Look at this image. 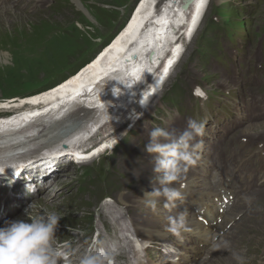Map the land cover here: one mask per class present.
Instances as JSON below:
<instances>
[{"label":"rangeland","instance_id":"obj_1","mask_svg":"<svg viewBox=\"0 0 264 264\" xmlns=\"http://www.w3.org/2000/svg\"><path fill=\"white\" fill-rule=\"evenodd\" d=\"M137 1L79 0L86 8V11H83L71 0H56V2L46 0L42 6V9H45L42 11L44 13H27L19 5H13L15 8L12 12L0 19V102L9 104L0 107V115L5 116L10 112V115L20 113L21 109L14 106L17 103L21 104L20 98L51 88L59 80L71 74L81 63L88 61L125 23ZM154 1L161 5L166 0ZM214 22L223 23L230 31H248L250 36L246 41L242 39V42H239L241 36L230 38V36L225 37L224 33L218 37L212 30L211 34L209 31L206 32V28ZM182 25L183 29L176 33L183 43L182 46H177L181 48L179 60L169 66L168 76L152 96L147 106L150 108L148 115L139 119L134 125L127 122L122 126V133L117 135L120 140L118 147L112 152L105 149L79 167L70 165L63 166L61 171L57 169L55 173L58 176L54 180L53 176L48 178L53 183L46 182L39 194L33 196L31 200H27L28 196L23 198L20 195V188L14 200L9 199L8 193L0 197V227L5 223L1 224L3 215L5 221H27L29 217L56 213L61 219L54 236L58 242L66 240L71 242L68 249L72 254L71 260L81 263L90 255V245L95 243L101 246L92 255L101 251L105 253L102 246L111 243L115 226L119 223L112 221L115 212L109 213L107 208L116 205L118 196H124L122 200L126 201L133 198L134 207L131 208L133 212L130 214L131 217L129 216L132 218V213L140 212L137 205L140 200L133 196L136 187H145L146 184L159 186L157 174L153 172L154 155L146 153L143 148L149 141V132L154 127L184 130L190 119H200L205 105L209 99L211 100L210 96L220 93L221 89H231L232 81L233 84L254 82L252 89L262 88L264 0H210L189 35L184 30L185 23ZM221 38L231 41L230 44L226 41V47L229 49L224 53L217 51L215 43L216 39L219 41ZM208 53L215 55L202 62L198 54ZM230 80L231 83L228 84ZM178 84L186 90L184 100L174 106L167 102L165 107H160L161 99L167 91ZM196 87L202 89L206 98L199 102L198 107L191 96ZM12 99L16 100V104L12 105L9 102ZM113 125L116 123L106 122L100 130V136L110 137L109 133L112 132ZM245 128L252 129L251 134H245L246 132L243 131ZM241 136L263 141L264 121L246 124L241 129H234L225 134L229 141ZM29 152L30 150H26L21 152L23 153L21 155L13 154L11 158L0 160V166L6 165L3 167L6 169L2 170L4 173L0 174V191L4 193L6 191L5 184L8 182L6 178L12 176L9 169L14 166L11 165L13 161L21 163L35 156L30 152L32 154L28 155L29 157L19 159L25 154H30ZM62 160L68 159L62 157ZM84 167L89 175L81 174ZM184 177L183 174L182 179L175 182V188H182L179 183L185 179ZM17 185L20 184L13 186ZM107 197L111 201L107 200ZM260 204L264 209V195L260 197L254 208L256 209ZM147 206L148 203L144 209H147ZM258 214V210H255L252 221L256 220ZM106 215L109 216V220ZM119 220L121 221L122 217ZM239 221L246 222L244 217L238 216L232 224ZM252 221L251 223L256 224ZM126 223L128 224V221ZM230 226L231 224L226 229ZM249 234V237H243L244 243L238 245V250L247 252L244 247L248 246L250 256L243 258V264H259L264 254L261 244L264 243V223L259 224L256 229H250ZM96 235L98 241H95ZM134 248L137 251L141 250V245L136 244ZM162 251L163 249H160L156 252L159 256L161 254L162 258H166ZM224 251L232 257L231 250L224 249ZM138 252V259H147L144 257V252ZM132 255L130 248L127 256L130 258ZM61 256L64 257L63 254ZM149 257L152 258L151 261L157 259V255L155 259L152 255ZM174 258L172 255L168 262L176 263ZM215 258L209 264H214ZM119 263L134 264L131 259L121 260Z\"/></svg>","mask_w":264,"mask_h":264},{"label":"bare ground","instance_id":"obj_2","mask_svg":"<svg viewBox=\"0 0 264 264\" xmlns=\"http://www.w3.org/2000/svg\"><path fill=\"white\" fill-rule=\"evenodd\" d=\"M72 1L78 8L86 11L85 6L79 0ZM185 1H189L190 6L186 11H183L181 7ZM209 1L168 0L162 8L159 7L157 9V11L159 10L157 12L152 7L154 0H139L132 17L116 34L111 43L103 48L95 59L86 64L80 71L68 76V78L49 89L20 98L21 104L17 103L19 105L16 104L15 99L10 100L9 102L12 105L16 104L14 106L21 109V112L15 115L0 116V138L18 133V139L25 140L11 155L19 154L26 150H30V152L36 155L44 149L61 151L59 155H62L63 152L74 149L71 145L75 143V140L87 132L99 119L104 117L110 98L119 101V98L130 95L132 92L131 76H137L139 73L146 72V69L160 57L165 48L174 47L176 43H171L169 37L172 31L182 29V24L185 23L184 29L190 33ZM12 3L13 0H0V19L12 12L15 8ZM177 46H175L173 51L170 49L172 54L168 65L171 62L179 60L180 49ZM154 89L156 92L158 85ZM5 104L0 102V107H3ZM97 104L100 107L105 106V108L101 110L93 108ZM7 105L9 104L5 106ZM70 122L78 124L71 134L62 137L61 128ZM34 128L44 129L48 136L50 135V138L40 141L39 139L27 137V135L33 132L31 130ZM251 130L246 129L245 134H251ZM113 133L116 135L122 133L121 126L119 125ZM6 141L10 143L5 142L4 139H0V160L8 158L6 155L4 156L5 153L9 154L12 152L13 139L8 137ZM3 142L5 143L1 144ZM32 153L25 154L19 159L27 158ZM60 163L58 161V164ZM13 164L15 165L14 161L11 165ZM29 170L27 169L26 171L29 172ZM208 176L206 180L188 176L182 181V184H185V188L188 190L187 198L191 199V201H193L192 198H196V201L198 200L196 204L198 211L194 215L188 214L185 207L187 213L186 222L189 230L182 231L179 237L167 231L169 216H176L178 212L169 214L170 210L168 211L165 207L162 209L160 207L162 205V198L143 197L145 192L152 190V187H159L160 185L146 184L145 187H136L133 196L140 200V203H137V205L141 213L137 214L139 218H136V215H134L131 229L135 232L138 242L141 243V251L145 253L144 257L152 255L155 259L157 255V259L153 260L154 262L149 257L150 261L148 263H142L140 259L135 258L139 252L131 249L137 264H170L168 258H162L156 252L159 251L156 244H164V240L170 234L176 237L175 242H179L185 238L188 241L187 243H189L186 245L187 251L181 255L179 263L174 264H209L216 255L217 258H215L214 264H238L234 253H238L244 259L250 256V248L248 246L244 247L247 249V252H245L241 249L238 250V245L244 243L242 241L243 237L250 236V229H256L259 225L256 222L254 224L248 221H239L238 223L234 222L229 229L223 230L221 222L231 219L230 217L233 214L232 211L226 214H218L216 212L209 196H217V184L212 185L210 181L212 176ZM13 185V182H10L8 191L11 195L15 196ZM174 185L175 183L172 186L174 187ZM182 193L185 194L184 190ZM123 197L118 196V206L107 210L109 213L110 211H114V219L112 221L119 222L116 226L117 231L114 238L119 251L112 254L114 264H119L120 260H128L127 252L122 246V242L128 241L125 234L129 233V228L125 225L123 212L128 215L134 204L133 198L130 201H126L122 200ZM150 199H156L155 209L150 206ZM159 199L160 201L157 202ZM147 203V209H144ZM229 209L227 207L225 210ZM142 211L145 212L142 213ZM120 217H122L121 221L119 220ZM219 218L221 220L220 223L217 222ZM5 220L3 215L1 224ZM261 244L262 248H264V243ZM130 247L132 246L130 245ZM224 249L231 250L232 257ZM259 264H264V260Z\"/></svg>","mask_w":264,"mask_h":264},{"label":"clouds","instance_id":"obj_3","mask_svg":"<svg viewBox=\"0 0 264 264\" xmlns=\"http://www.w3.org/2000/svg\"><path fill=\"white\" fill-rule=\"evenodd\" d=\"M204 123L190 119L183 131L176 128L166 130L154 127L149 132V141L144 151L154 155L153 172L157 174L159 187H152L143 197L163 198L166 209L175 208L176 201L182 200V194L172 185L182 179L189 167L200 161L203 148ZM117 143V141H116ZM155 209L156 199L149 200ZM186 212L169 216L167 231L179 237L182 231H188ZM61 218L56 213L41 214L28 220L5 221L0 227V264H57L58 253L53 247L54 233ZM238 264L243 258L234 253ZM106 254L86 256L81 264H104Z\"/></svg>","mask_w":264,"mask_h":264},{"label":"water","instance_id":"obj_4","mask_svg":"<svg viewBox=\"0 0 264 264\" xmlns=\"http://www.w3.org/2000/svg\"><path fill=\"white\" fill-rule=\"evenodd\" d=\"M188 4H189V2L187 1V2H185L184 3V5L182 6V9L183 10H186L187 9V7H188ZM150 55H151V53H150ZM149 55V56H150ZM15 151V150H14ZM13 151V152H14ZM13 152H11V153H7V154H5L7 157H10L11 158V156H13V155H11ZM21 154H23V153H19V155H21ZM4 155V156H5ZM18 155V156H19ZM44 158V155H40V154H38V155H35V156H33L32 158H30L29 160H26V161H24V162H21V163H15V165L13 166V167H11V169H9V172H11L13 169H15V168H23V167H26L27 165H29V164H31V163H36V162H39V161H41L42 159ZM4 168L3 167H0V174L2 173V170H3Z\"/></svg>","mask_w":264,"mask_h":264},{"label":"snow or ice","instance_id":"obj_5","mask_svg":"<svg viewBox=\"0 0 264 264\" xmlns=\"http://www.w3.org/2000/svg\"><path fill=\"white\" fill-rule=\"evenodd\" d=\"M197 94H198V95H202L201 93H199V91H197Z\"/></svg>","mask_w":264,"mask_h":264},{"label":"trees","instance_id":"obj_6","mask_svg":"<svg viewBox=\"0 0 264 264\" xmlns=\"http://www.w3.org/2000/svg\"><path fill=\"white\" fill-rule=\"evenodd\" d=\"M111 37H112V36H111ZM111 37H110V38H111ZM110 38H109V39H110ZM106 42H107V41H106Z\"/></svg>","mask_w":264,"mask_h":264}]
</instances>
